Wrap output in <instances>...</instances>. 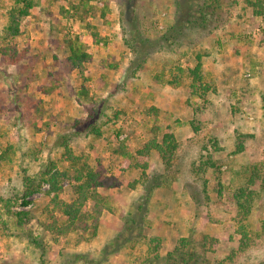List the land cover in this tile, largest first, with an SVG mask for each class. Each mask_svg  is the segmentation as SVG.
<instances>
[{
    "label": "rangeland",
    "instance_id": "374dc122",
    "mask_svg": "<svg viewBox=\"0 0 264 264\" xmlns=\"http://www.w3.org/2000/svg\"><path fill=\"white\" fill-rule=\"evenodd\" d=\"M36 1L24 20L25 35L16 41L19 60L10 62L0 56V154H6L4 160L0 159V194L8 186L20 185L21 169L37 173L53 160L61 170L65 164L54 138L73 130V122L86 119L89 113L91 118L84 123L95 120L106 132L94 140L84 134L85 130L71 145L77 153H86L91 162L98 160L106 175L120 176L121 184L107 191L112 210L103 211L98 235L87 243L76 242L74 233L56 241L43 233L46 215L42 207L51 196L46 194V183L28 198L29 205L21 200L12 204L15 210L30 208L32 218L22 225L4 213L0 201V264H66L77 252L97 256L121 228V216L132 211V201L145 194L142 187L129 186L135 172L122 171L124 157L114 149L123 145L126 151L134 152L146 140L160 139L165 131L174 133L181 145L168 170L156 154L150 157L147 172L159 176L161 186L153 187L148 194L145 235L158 237L164 255L190 230L203 231L217 239L209 254L210 264H217L231 250L236 253L226 264H264V230L247 248L238 251L233 198L242 167L256 163L264 172V14L254 15L245 0H221L208 30L183 39L193 37L196 47L209 51L204 68L211 74L216 92H209L202 114L186 104L184 87L174 91L160 87L161 79L168 74L159 73L171 61L192 63L189 51L181 55L187 50L184 44L176 50H167L165 44L161 50H150L151 56L133 73L129 60H140L145 53L134 59L123 42L124 34L128 37L133 29L131 17L138 18L145 37L158 40L164 27L173 22L176 0ZM9 6L7 0L0 3V30ZM94 32L95 38L91 36ZM68 38L78 39L91 54L85 78L69 66ZM98 39L103 44L95 42ZM143 48L144 52L148 50L147 46ZM49 86L50 92L44 91ZM154 104L156 115H146ZM116 109H124L125 114L119 113L114 119ZM191 121L199 127L198 132H193ZM118 130L121 132L116 137ZM214 140L223 149L214 159L225 164L199 175L207 180L204 191L192 163L202 159L204 146L210 150ZM239 144L242 150L234 152ZM60 182L61 197L71 201L73 181L64 178ZM263 220L264 198H260L252 204L246 223L259 232ZM33 238L41 239L44 247H36ZM141 241L131 250L109 253L104 264H131L145 250Z\"/></svg>",
    "mask_w": 264,
    "mask_h": 264
},
{
    "label": "trees",
    "instance_id": "16d2710c",
    "mask_svg": "<svg viewBox=\"0 0 264 264\" xmlns=\"http://www.w3.org/2000/svg\"><path fill=\"white\" fill-rule=\"evenodd\" d=\"M10 6L7 9L6 21L0 30V56L7 58L10 62H16L20 58V51L17 48L16 41L25 35L24 20L29 17L32 8L36 5V0H7ZM83 1V0H80ZM221 0H176L173 15V22L166 25L162 31L160 38L163 41H152L143 35L139 26L137 17H131L133 29L127 37L124 34L123 42L129 48L134 59L138 58L142 53L145 55L137 60H129L130 67L133 66L135 73L141 66L143 60L151 56L150 50H161L164 44L167 50L179 49L183 44L187 50L182 51L184 57L188 51L192 55V63L187 62L182 65L179 60L171 61L166 70L159 74H168L160 81V87L163 90L173 88L179 89L184 87L188 99L186 104L191 109H200L203 114L206 110L209 92L215 93L216 86L212 80L211 74L205 70V60L210 56L209 51L204 47H196L193 37H189L187 41L183 39L188 35L200 36L205 30H208L212 18H214L220 9ZM4 0H0L3 3ZM245 3L252 8L254 15L264 14V0H245ZM93 38L97 36L94 32L91 34ZM99 44H103L101 39L95 40ZM67 59L71 69H76L82 78L89 74L86 63L91 59L90 52L86 46L79 42L78 39H66ZM142 46V47H141ZM143 46H147L148 50L144 52ZM150 47V48H149ZM129 66V65H128ZM132 73V74H133ZM155 80H159V76H154ZM157 82V81H156ZM83 88V87H82ZM52 88L45 87L44 91L50 92ZM119 113L125 114L124 109H116L112 117L117 118ZM157 105L149 107L146 115H156ZM205 114V113H204ZM91 118L90 113L86 119H77L73 122L74 129L66 132L58 133L53 141L55 147L61 149V158L65 164L61 170L56 169V163L49 160L43 164L37 173H26V169H21L20 185L18 187L8 186L5 193L0 194V201L4 207V213L9 218H15L18 224L22 225L32 218L29 209L15 210L11 209L12 204L19 202L23 205H29V197L41 189L42 184L46 183L48 189L47 195H51L46 205L42 207L45 213L46 222L42 225L43 233L48 234L54 241L59 237H65L70 233L76 234V242L87 243L98 235L101 224V214L103 211H110V196L107 191L110 188L121 184V177L115 175H106L105 170L96 160L94 163L90 161L89 156L84 153H77L71 143L77 139L79 135L88 134L94 140L100 139L106 130L102 129L101 124H97L95 120L92 123L85 124V120ZM105 122V121H103ZM87 125V127L85 126ZM194 133L198 132L199 127L190 122ZM87 128V129H86ZM121 130H118V137ZM214 140L210 150L206 149V154L201 155L202 159L198 163L193 162L197 177L201 179V189L206 190V179L201 175L208 171H216L220 168V164L224 161L215 160L217 153L222 152V147ZM181 145L172 132L165 131L160 139L152 137L146 140L143 146L135 149L134 152L126 151L123 145H119L114 152L120 153L122 159V171L128 173L135 172L136 177L129 182L132 189L138 187L143 188V197L139 200H133L132 211H127L121 216L122 226L116 235L106 243L98 255L90 257L88 253H75L66 260V264H104L106 257L114 250L119 252L123 248L131 250L135 248L134 243L143 242L145 250L142 255L135 256L131 264H210L209 254L216 246L217 239L201 231L195 233L189 231L186 236L179 237L170 251L161 254L160 240L158 237H147L144 233V227L147 222L148 213V194L154 187H160L158 183L160 177L150 174L151 155L156 154L164 169L172 168L174 158ZM242 144L236 145L234 152L242 150ZM11 149V146L8 147ZM4 154V155H3ZM5 153L0 154V159L4 160ZM225 164V163H224ZM200 175V176H199ZM240 184L236 186L233 193L237 209V227L236 233L239 235L238 251H242L254 242V238L260 236L264 230V220L261 222L260 231H254L246 219L250 213L252 204L256 203L260 198H264V172L257 164H248L242 167L240 171ZM73 181V199L67 201L60 195L62 179ZM219 179H217L218 181ZM89 204L88 209H85ZM131 208V206H130ZM148 224V223H147ZM6 225V224H4ZM31 234V233H28ZM31 237V235H28ZM34 244L43 248L42 241L39 238H33ZM235 251L224 257L217 264L231 263Z\"/></svg>",
    "mask_w": 264,
    "mask_h": 264
}]
</instances>
